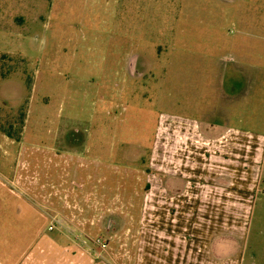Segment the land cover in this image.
<instances>
[{"label": "rangeland", "instance_id": "rangeland-1", "mask_svg": "<svg viewBox=\"0 0 264 264\" xmlns=\"http://www.w3.org/2000/svg\"><path fill=\"white\" fill-rule=\"evenodd\" d=\"M243 41L259 81L231 93ZM224 164L254 172L243 213L188 224L166 204ZM199 226L223 231L201 264H264V0H0V264H167Z\"/></svg>", "mask_w": 264, "mask_h": 264}, {"label": "crops", "instance_id": "crops-1", "mask_svg": "<svg viewBox=\"0 0 264 264\" xmlns=\"http://www.w3.org/2000/svg\"><path fill=\"white\" fill-rule=\"evenodd\" d=\"M244 22L245 21L241 19V23H240L241 30H259L260 29L258 22L246 23V24ZM240 38L241 39L242 38L247 39V37H244L243 35ZM248 41H250V40H248ZM240 48H241L240 52H237V51L234 52L233 51L234 52L233 53L232 51H230L231 52L230 56L228 55L229 57L226 58L227 63L230 65L228 75L230 76V78H233L232 81L229 79L230 84L228 86V90H231L230 91L231 93H232V90H240V89H243V87H248V86L252 87L259 81V79L256 78V71H255L253 66H250V63L252 61H254L252 59H256V60L258 59L259 60L260 59L259 56L263 52L255 50V47L253 48V47L249 46V42H245V41L242 42ZM255 80H257V81H255ZM260 85L261 84L259 83V86ZM261 87H263V86H261ZM217 89L219 90L218 87H217ZM214 90H216V89H214ZM251 91L252 90H249V91H247V93L242 92L241 93V95H242L241 101L238 99H230V100L224 99L223 103H225V106L233 108V106L235 104L242 102L245 99V95L250 94ZM226 94L227 93H224V92H222V93L221 92L220 93L215 92V96L219 95L220 101H222V98L220 96L226 95ZM226 111H227V109H226ZM209 122H211V121H209ZM227 122H228V119L227 118L224 119V123H223L222 127L228 126L226 124ZM208 124L213 126L212 123H208ZM215 127H217V126H215ZM231 131L233 132L234 129H231ZM238 134H239L238 139H240L241 142H236V145H237V143H243L242 142L243 139L245 142H250L248 136L240 135V132ZM213 142L215 143V148H216L214 151V154H217V152L218 153L223 152V151H225V149H227V147H226L227 141H226L225 137L224 138L222 136L216 137L215 139H213ZM222 144H223V147L221 146ZM248 147H250L253 152L252 153L245 152V156L243 158H246L248 165L251 168H257L258 159H257V155L254 156V145H253V143H251V145ZM187 153L188 152L186 151L178 157L179 158L178 160L180 162H182V164L183 163L185 164V159L191 158L193 161L197 162L198 166L202 165L201 164L202 163L201 157L199 158L198 156L196 157L195 155H193V151L189 152L192 154V156L191 155L185 156ZM240 154H243V153H240ZM176 157H177V155H176ZM180 157H181V159H180ZM169 158H170V156H167V159H169ZM174 159H175V157H174ZM221 159L224 160V162H226V158H221V157H216L215 162H216V160L218 162H220ZM252 159H253V162L251 161ZM211 162H213L212 159H210L208 161L209 165L212 164ZM231 162H232V160H231ZM224 167H225V169L222 170V172H224V173H221V175L226 176L227 178H226V180L222 181V183H220L221 179H219L217 177V176H219L220 173L219 174L214 173V175L212 173H210L209 174V176L211 177L210 179L214 180V181L199 182L197 184H194L196 186H193V187L188 186L187 184L191 185L192 183H189L187 181V184H185V186H184V190H185L184 195L188 196V192L192 191V194H194L195 199L193 198L194 200L193 199L187 200L184 198V195L182 194V195H177L178 198L176 197L175 199L169 198L170 200H167L166 204L169 206H173V207H182V212L186 213V214H184V219H187L186 216L188 217V220H189L188 224L189 223H191V224H197V223L199 224L200 223L201 224V223H206V222H212V223L214 222L215 223L217 221L223 222V221H225L224 219H226L225 217L227 216L225 214L224 209L233 208L236 205H239V207H242V209H240V210L238 209V210H239V213H243L244 207L245 206L247 207V204L250 201L249 199L251 198V196L247 195L245 193L241 194V192H248L250 190L249 186L255 184V182H252V181L249 182V180H253V177H250L249 174H253L254 172L249 173L248 171H246L245 175H248V176H246L245 181H243L241 183L239 181H234L232 179V177H230L231 168L229 167V165L226 166L224 164ZM249 177H250V179H249ZM217 179H219V182L215 181ZM208 189L211 190V193L208 195V197H209L208 201H206L205 196H204L206 192H204V191H206ZM214 190L218 191L217 194L215 192H213ZM233 190L236 192H240L239 193L240 198L236 201L232 200ZM226 194H229L231 196H229V197L225 196ZM249 196H250V198H249ZM179 197H182V198H179ZM205 206H208V209L204 210ZM218 206H220L221 208L223 207V209H220L218 211V209H216ZM187 212L188 213L191 212V214H187ZM207 212H208V215H206ZM180 214H181V212H180ZM230 214L232 215L233 213H230ZM230 216H229V218H230ZM238 216H239V214H238ZM170 217L172 219L176 218V220H177L180 216L178 214L176 216L170 215ZM209 217H211V218H209ZM241 219L242 218H241V214H240V219L238 217V218H236V220L241 221ZM200 226L198 229H189L190 233H192L191 235L194 237V239H193L194 241L191 244L188 243L187 244L188 246L186 245L187 250H190L189 254H188V251H185L184 253H182V252L180 253V252L175 251V254H174V252H171L172 253L171 254L172 259L168 258L167 264H201L199 262L200 259H202V258L205 259V257L202 255L204 253V251L199 250L198 248L203 247V245H204L203 241L204 240L206 243L204 245V247H205L207 245V239L211 240V238L219 235L223 231H217L216 228H215V230H212L209 227L208 233L205 234V227H203L204 231L202 232ZM195 247H197V248L195 249ZM171 248H174V246L170 247V249ZM189 248H191V249H189ZM214 249H216V247H214ZM164 256L167 258L168 254L167 255L164 254ZM160 257L164 258V257H162V254H160ZM188 257H189V259H188ZM206 260L207 261H214L215 259H211V260L206 259ZM215 261H219V262L221 261L222 262L223 260H215ZM224 262H226V264L231 263V261H230V263H228L226 260ZM152 264H156V263H152ZM157 264H160V263H157ZM161 264H163V262Z\"/></svg>", "mask_w": 264, "mask_h": 264}, {"label": "built area", "instance_id": "built-area-1", "mask_svg": "<svg viewBox=\"0 0 264 264\" xmlns=\"http://www.w3.org/2000/svg\"><path fill=\"white\" fill-rule=\"evenodd\" d=\"M97 244H99V242L97 241ZM101 247H104L103 245H101Z\"/></svg>", "mask_w": 264, "mask_h": 264}, {"label": "flooded vegetation", "instance_id": "flooded-vegetation-1", "mask_svg": "<svg viewBox=\"0 0 264 264\" xmlns=\"http://www.w3.org/2000/svg\"><path fill=\"white\" fill-rule=\"evenodd\" d=\"M54 220V219H53Z\"/></svg>", "mask_w": 264, "mask_h": 264}]
</instances>
